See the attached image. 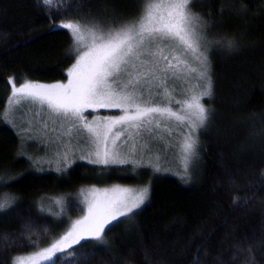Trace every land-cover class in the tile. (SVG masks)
Here are the masks:
<instances>
[{"label":"trees","instance_id":"16d2710c","mask_svg":"<svg viewBox=\"0 0 264 264\" xmlns=\"http://www.w3.org/2000/svg\"><path fill=\"white\" fill-rule=\"evenodd\" d=\"M199 4L195 12L214 30L237 36L240 45L234 52L211 50L213 96L206 105L214 111L201 132L191 178L182 180L148 171L138 177L124 167L101 171L80 161L67 172L34 167L5 118L10 78L16 84L67 81L76 45L55 25L132 19L140 0H53L51 7L41 0H0V176L7 181L0 183V201L15 198L0 215V264L65 232L78 204L70 201L67 216L57 220L55 198H73L90 186L149 183L150 201L141 214L107 229L103 246L89 240L73 247L60 264H197V257L199 264H264V0ZM29 240L36 247H28Z\"/></svg>","mask_w":264,"mask_h":264},{"label":"snow or ice","instance_id":"6c2138e0","mask_svg":"<svg viewBox=\"0 0 264 264\" xmlns=\"http://www.w3.org/2000/svg\"><path fill=\"white\" fill-rule=\"evenodd\" d=\"M41 4L51 7L53 0H41ZM197 6H200L199 0H140L139 14L132 19L99 21L93 17L84 23L70 20L55 25L54 30H67L76 45L75 54L68 57L75 62L67 70V82L46 84L24 80L17 86L15 79L10 78L11 95L7 101L10 109L27 101L41 110L46 108L60 121L61 128L68 125L66 132L49 138L48 131L55 133L57 129H48L45 120L43 130H37L39 136L34 133L28 137L45 145L51 142L61 147L62 150L55 154L57 172H67L79 160L86 162V166H100L101 171L131 165L133 172L148 168L154 174L161 173L159 155L155 163L151 155L145 161L144 151L137 156L134 136L143 141L141 149L151 140H163L156 131L163 121V130L169 136L176 131L180 137L175 145L166 142V147L179 150L182 174L177 175L182 180H190L189 169L196 166L199 158V133L207 131L214 111L202 102L213 96L209 52L213 49L234 52L240 45L237 36L214 30L210 19L195 14L192 9ZM241 9L246 15L243 5ZM217 13L222 16L223 9H217ZM218 27L219 22H216L215 28ZM139 68L143 72H138ZM169 80L182 81L181 99L166 86ZM153 87L162 91L155 93ZM156 95L160 99L154 102ZM173 104L177 110L173 109ZM100 109H120L122 114L95 115L92 120L85 115V112L98 113ZM20 111L23 113V109ZM31 130L29 126L24 131ZM73 130L77 136H73ZM144 134L149 140H144ZM122 137L125 139L118 145ZM129 140H133L131 151L122 152L120 149ZM76 145L81 146L79 154ZM33 163L34 167L41 166L39 160ZM0 183H7L3 176H0ZM80 195L81 203L86 205V214L72 224L71 230L49 247L16 254L12 264H36L40 258L48 264H60L63 256L70 255L66 248L73 247L71 242L66 243L69 237L75 244L92 240L99 242L97 247L103 246L106 228L111 231L142 213L150 201L151 185L137 190L120 185L92 188ZM14 202V197L0 201V215H7ZM53 203L62 205L59 199ZM4 239L9 238L5 235ZM28 247H36V242L29 240Z\"/></svg>","mask_w":264,"mask_h":264},{"label":"rangeland","instance_id":"374dc122","mask_svg":"<svg viewBox=\"0 0 264 264\" xmlns=\"http://www.w3.org/2000/svg\"><path fill=\"white\" fill-rule=\"evenodd\" d=\"M232 7L235 10V12H237V7L235 5H233V2H232ZM192 11L195 14H197L194 9H192ZM169 58L171 59V57H169ZM209 59L212 62L211 51L209 52ZM173 63H175L174 60H173ZM137 71L143 72V69L139 68ZM141 79H143V77H141ZM66 82L67 81H65L63 83H66ZM192 83L194 84V81H192ZM18 85L19 84H17V86ZM166 86L170 89L172 94L177 99L182 98L180 96V92L182 90V88H181L182 81H180V80H169ZM152 91L155 93H158V92L162 91V89L153 87ZM153 99L155 102V101L159 100L160 97L158 95H156L153 97ZM206 100L210 101L211 99L204 98V100L202 101L205 104V106L208 108V106L206 105ZM172 107L174 110H177V106L175 104H173ZM20 109H23V113L20 111ZM119 114H122L120 109H100L98 113L85 112V115L88 117L89 120H92L95 115H99V116L103 117L105 115H119ZM5 118L8 121V123L10 124V126L13 129H15L17 131V133L20 135L21 140H22V145H23L22 146L23 154H25L29 159H31L32 162L39 160L41 162V168H45V169L52 170V171L55 170L56 169V164H55L56 155L55 154L62 150L61 147L58 144H53L51 142L45 145L42 143V141L38 142V140L28 139V137L32 136L34 133L37 134V136H39V133L37 130H43L42 126H43V122L45 120L48 123V129H51L53 127H55L57 129V132H55V133L48 131V137L49 138L61 135L62 132H66L68 125L65 124L64 127L61 128L60 121L58 119H56L54 116H52L51 113L46 108L41 110L38 105L31 104L27 101L22 102V104L20 106L13 105V106H11V109L7 105V108L5 110ZM53 120H56L55 124H53ZM29 126H31L32 130L29 132H25L24 130L26 128H28ZM163 127H164V122L162 121L161 122V128L156 130V131L160 136H163L164 139L163 140H151L145 149H141V147H140V145L143 143V141H141L139 137L134 136V140L136 141V154H137V156H139L140 151H144L145 161H147L148 156L151 155L152 163L156 162V157H157V155H159L160 161H161L162 171H161V173H155V174H172V175L180 178V175H177V173L182 174V171H181L182 162L180 161L179 156L177 154L179 150H178V148L171 147V146L166 147V142L168 145H175L176 142L180 139V137L176 131H173L172 135L169 136L168 133L163 130ZM202 131H200V133H199V138L201 137ZM73 136H77V133L75 130H73ZM62 139H67V137L62 136ZM124 139L125 138L122 137L121 141H118L117 144L118 145L122 144ZM144 140H149V137L146 134H144ZM132 144H133V140H129L128 143L124 144V146L120 150L122 152L123 151H131ZM80 147H81L80 145H76L77 154H79ZM48 161H52V163H48ZM77 161H79V160H76V162ZM80 162H84V161H80ZM113 167L127 168L129 173H131L134 176H138V177H140L142 172H144V171H148L150 174L154 175V173H152L151 170L148 168H140V169H137L135 172H133L131 170V165H121V166H113ZM193 168H190L189 171L191 172ZM164 169H167V171H165ZM146 185H148V184H143V185H139V186L138 185L137 186H131V185L122 186V185H120V186L125 187V188H129V189H133V190H137V189L142 188L143 186H146ZM113 186H115V185H113ZM113 186H109V187H101V186L100 187H96V186L91 187L90 186V187H86V188L82 189L79 193H76V195H74L73 198L72 197L70 198L68 196L67 197L61 196V197L55 198V200H57V199L61 200L62 205H56L55 203H53L51 201L52 202L51 206H54L55 209L57 208L56 213H55L57 220H60V219L63 220L67 216V212L69 211V208H70V201H73L74 199H75L74 201L78 204V206H77L78 207V209H77L78 215L72 219V221L69 223V226L65 230L64 233H62L61 235H59L56 238H52L45 246L37 248L34 252L42 250L45 247H49L52 242H54L57 239H60L61 236L65 235L68 231L71 230V226L76 220L80 219L84 214H86V205L81 203V199H82V197L80 195L81 192L86 193L89 190H91L92 188L103 189V188H111ZM41 209L44 210L45 212H48V213L50 212L47 208L46 209L41 208ZM106 230H107V228L105 229V232H106ZM84 241H89V240H82L80 242V244ZM69 242H71L73 244V247L79 245V244L74 243L72 237H69V240L66 243H69ZM72 248H70V249L66 248V252H68ZM57 255L60 256L62 254L58 253ZM36 264H48V262L44 261L43 258H40L36 261Z\"/></svg>","mask_w":264,"mask_h":264}]
</instances>
